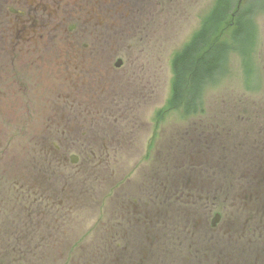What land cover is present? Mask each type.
Segmentation results:
<instances>
[{
	"label": "rangeland",
	"instance_id": "1",
	"mask_svg": "<svg viewBox=\"0 0 264 264\" xmlns=\"http://www.w3.org/2000/svg\"><path fill=\"white\" fill-rule=\"evenodd\" d=\"M215 1L175 0L171 13L165 9L148 35H138L133 26L136 24L129 23L127 29H133V34L112 40V46L139 52L130 55L136 60L135 69L129 71L138 82H127L126 115L95 119L97 125L111 127L110 134H116L113 149L96 150L95 166L91 167L92 162L85 167L94 169L97 177L91 179L81 174L83 179L79 182L67 167H58V172L53 167L54 171H48L52 178L48 176L44 185L36 177L38 183L23 177V171L16 170L13 175L4 170L0 196L9 191L6 187L13 182L26 179L25 186H29L33 197H47L46 204L34 202L31 211L26 210L27 220H20L17 210H8L0 212V223L76 226V239L77 231L62 253L84 256L106 253L104 247H97L96 252L91 245L97 243L94 227L122 223L143 230L144 259L170 264L172 225L182 217L177 214L188 211L189 203L195 206L200 192L229 196L239 192L246 197L242 206L253 208L243 217L262 226L256 227L255 243L250 248L253 254L264 256V200L247 199L255 192L264 194V3L251 6L254 30L251 45H247L250 49L228 54L226 69L195 100L201 101V109L189 113L182 106L171 109L173 59L199 30ZM8 136L0 129V163L13 158H39L35 150L17 151ZM252 201L257 202L256 208ZM220 202V222L225 224L233 218L237 200L224 198ZM63 205L67 209L65 214ZM212 216L213 213L209 220ZM235 218V222L239 221L238 215ZM224 233V240L234 238L232 228L225 227ZM188 243L189 240L182 242L174 254L187 255L191 260L202 253L191 244L183 247ZM208 245L206 242L203 252ZM241 249L248 253L245 246ZM134 250L128 245L129 254H135ZM48 254L56 253L49 250ZM210 254L214 251L208 248L205 255ZM40 258L30 261L39 264ZM59 260L58 257L52 264H61ZM30 261L22 264H31Z\"/></svg>",
	"mask_w": 264,
	"mask_h": 264
},
{
	"label": "flooded vegetation",
	"instance_id": "2",
	"mask_svg": "<svg viewBox=\"0 0 264 264\" xmlns=\"http://www.w3.org/2000/svg\"><path fill=\"white\" fill-rule=\"evenodd\" d=\"M174 1L0 0V129L17 151L39 152V158L0 163V179L4 170L13 175L18 170L25 172L23 177L40 179L45 185L48 176L52 178L48 171H54L53 167L56 172L58 167H67L79 182L85 175L97 177L90 169L95 166L93 153L113 149L116 134H110L111 127L97 125L95 119L126 115L127 82H138L129 71L135 69L136 60L130 55L139 52L112 46V40L133 34V29H127L129 23L136 24L138 35H148L165 9L171 13ZM27 182L15 181L6 187L9 191L0 196L2 214L17 210L20 220H27L26 210L31 211L34 202L46 204L47 196L33 197ZM255 193L247 199L264 200V194ZM199 195L197 204L189 203L188 211L178 213L182 217L172 225L170 264H264V256L253 254L250 248L256 227L262 226L243 217L253 210L242 206L246 197L239 192ZM224 198L237 200L233 218L225 224L220 222V199ZM252 203L256 208L257 202ZM62 213H67L64 205ZM212 213L219 214L214 224L209 220ZM237 215L239 221L235 222ZM75 227L67 223H0V264H22L40 256L39 264H52L58 257L61 264L156 263L143 258L142 229L113 222L93 228L97 243L91 245L96 252L97 247H104L105 254H63ZM225 227L235 231L233 239L224 240ZM77 235L78 231L75 239ZM186 240L189 243L183 247L191 244L202 253L191 260L187 255H175ZM206 242L209 245L203 252ZM128 245L135 248V254L128 253ZM244 246L248 253L241 249ZM208 248L214 254L205 255ZM49 250L56 254L50 256Z\"/></svg>",
	"mask_w": 264,
	"mask_h": 264
},
{
	"label": "trees",
	"instance_id": "3",
	"mask_svg": "<svg viewBox=\"0 0 264 264\" xmlns=\"http://www.w3.org/2000/svg\"><path fill=\"white\" fill-rule=\"evenodd\" d=\"M258 2L264 0L215 1L199 30L173 59L171 109L182 106L187 113L201 109V101L195 100L226 69L228 54L250 49L247 45H251L254 30L251 6Z\"/></svg>",
	"mask_w": 264,
	"mask_h": 264
},
{
	"label": "water",
	"instance_id": "4",
	"mask_svg": "<svg viewBox=\"0 0 264 264\" xmlns=\"http://www.w3.org/2000/svg\"><path fill=\"white\" fill-rule=\"evenodd\" d=\"M217 218H218V215H216V217L212 219L213 224L215 223V221H217Z\"/></svg>",
	"mask_w": 264,
	"mask_h": 264
}]
</instances>
